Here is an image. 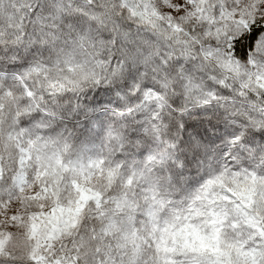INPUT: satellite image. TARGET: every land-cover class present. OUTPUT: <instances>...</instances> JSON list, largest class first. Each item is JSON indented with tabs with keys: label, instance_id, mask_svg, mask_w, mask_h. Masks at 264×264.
Listing matches in <instances>:
<instances>
[{
	"label": "snow or ice",
	"instance_id": "6c2138e0",
	"mask_svg": "<svg viewBox=\"0 0 264 264\" xmlns=\"http://www.w3.org/2000/svg\"><path fill=\"white\" fill-rule=\"evenodd\" d=\"M0 264H264V0H0Z\"/></svg>",
	"mask_w": 264,
	"mask_h": 264
}]
</instances>
